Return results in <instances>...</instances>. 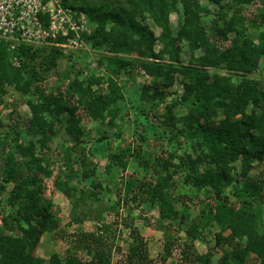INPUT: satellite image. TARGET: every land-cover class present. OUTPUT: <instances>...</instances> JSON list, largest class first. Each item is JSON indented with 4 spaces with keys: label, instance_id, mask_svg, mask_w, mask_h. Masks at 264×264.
Listing matches in <instances>:
<instances>
[{
    "label": "trees",
    "instance_id": "1",
    "mask_svg": "<svg viewBox=\"0 0 264 264\" xmlns=\"http://www.w3.org/2000/svg\"><path fill=\"white\" fill-rule=\"evenodd\" d=\"M257 1L228 0L213 11L199 0H63L64 4L83 10L93 22V30L84 37L95 55L102 50L95 59L97 66L104 67L105 80L92 74L79 79L81 71L75 60L80 55L74 51L65 55L53 45L20 43L13 51L19 66H13L7 43L0 41V104L6 86L29 95L26 120L6 124L0 120V193L7 195L6 206H1L0 211V264L112 263V245L105 241L106 233H102L101 227L100 233L96 230L70 235L69 244H82L89 261L74 253H66L61 259L53 252L46 262L36 255L43 233L56 230L60 222L52 200L44 197L43 187L45 179L53 177L56 158L61 166L56 168L52 185L73 205L80 202L82 214L102 218L103 213L110 215L115 205L128 206L133 201L137 207L150 203L157 206L158 218L167 221L164 255L178 245L183 259L191 264H211L214 254H218L215 264H247L251 256L257 264H264V178L248 175L251 161L264 160V85L251 76L264 57V31L259 33V41L248 33L255 25L264 27V11L257 20L253 12L244 13L243 9ZM172 12L178 15L176 31L170 25ZM146 17L160 29L159 34L155 35L143 22ZM156 42L161 45L157 50ZM181 42L189 54L187 63L180 59ZM197 50L199 55L195 54ZM131 54L136 57H129ZM62 59L72 61L74 75L70 81L61 83L56 92L47 91L44 82ZM134 68L152 78V84L141 86L139 97L144 106L148 103L150 106L137 108V114L148 118L156 108L152 107L164 102L163 120L155 126L179 122L175 139L185 138L192 142L194 150L198 149L194 156L186 154L181 160L183 183L207 189L211 201L200 209L198 217L189 219L182 243L173 236L168 238L170 232L174 234L187 221L184 212L174 207L175 201L185 204V195L173 198L170 194L174 172L170 167L175 166L172 157L155 155L153 163H148L138 152L133 155L136 149L119 148L116 152L107 149L111 135H119L108 130L119 114L118 102L124 100L117 78L131 75ZM211 69L226 73L210 72ZM233 75L241 78L235 83ZM175 82H181L182 93L167 102V96L173 94L169 88ZM178 105L186 109L176 117L172 109ZM83 116L107 128L92 139L88 148L85 130L80 125ZM59 133L70 142L60 144L63 154L51 145ZM138 138L140 142L145 140L141 133ZM48 152L56 157L52 158ZM88 155L106 156V172L113 166L125 170L128 157H133L143 171L152 169L155 179L143 175L136 182L129 175L122 197L109 206L110 210L96 204L92 207L91 203L100 201L101 183L95 179L96 166ZM236 160L238 167L234 165ZM75 178L84 181L86 187L77 188L72 182ZM227 186L231 200L229 193H224ZM257 207L261 209V219ZM77 217L75 220L80 221ZM201 218L204 223L211 220L224 227L228 233H217L214 246L204 253H194L191 241L203 238L198 230ZM129 219L124 220L126 227L133 225L132 218ZM173 222L179 227H174ZM134 234L125 255L127 264H152L143 249L142 236ZM218 246L226 249L220 252ZM114 249L116 253L121 251L119 247Z\"/></svg>",
    "mask_w": 264,
    "mask_h": 264
},
{
    "label": "rangeland",
    "instance_id": "2",
    "mask_svg": "<svg viewBox=\"0 0 264 264\" xmlns=\"http://www.w3.org/2000/svg\"><path fill=\"white\" fill-rule=\"evenodd\" d=\"M199 2L202 6L216 11L218 10L220 4H225L228 0H218L217 2L216 0H199ZM243 9L244 13L253 12V17L258 20L260 13L264 11V0H259L251 6H244ZM246 17L250 20L249 15H246ZM169 19L172 30L176 31L178 26V15L175 12H172L169 15ZM143 22L148 24V26L154 31L155 35L159 34L160 29L153 24L149 17H146ZM262 31H264V27L255 25L249 28L248 33L255 41H259V33ZM160 47L161 45L156 42L154 49L157 50ZM62 51L66 55L74 50L70 51V49H62ZM88 52L90 54H88ZM101 53L102 50H99L97 55L94 54L93 50L85 51L82 56L77 58V61L75 60V64L81 71L80 76H78L79 79L90 74L96 77H101L102 80L106 79L107 75L105 74L104 67L96 65L95 57L99 56ZM195 54L199 55L200 51L197 50ZM179 55L181 61L183 63H187L189 54L183 42L180 44ZM129 57L136 56L135 54H131ZM9 59L12 63L10 55ZM86 59L89 62H87ZM71 63L72 61L70 62L68 60L66 62L65 59L59 61L57 68L51 71L44 82L47 91L56 92L57 87L61 85V83L68 82L72 79L75 67L73 66L71 69ZM132 71L131 75H120L119 78H117L118 83L122 85L123 88L124 100L118 102L117 106L119 107V114L114 120V125L108 130V133L110 134L117 132L119 135H111L107 142V149L111 152H116L119 148H129L130 150L136 149V151L133 152V155L138 152V156L142 155L148 163H153V157L155 155L162 156L166 159L168 157H172V161L175 163V166L170 167V170H174L173 177L171 179L173 183H170L171 185H169L170 194L173 198H176L179 195H185V204L183 205L180 200L175 201L174 207L184 212L185 216H187V221L183 222L181 225L173 222L174 227H180L179 230L174 232V234L170 232L168 234V238L173 236L178 239V243H182L186 239L184 228L186 227V224L189 223V219H195L198 217L200 209L203 206L207 207L206 204L211 201L208 196L209 192L207 189H197L192 185L183 183L184 172L181 169L183 167V162L181 160H184L186 154L194 156V154L198 153V149L194 150L192 142L186 140L185 138L178 137L175 139V135L178 133V129L180 127L179 122H171L167 125L165 123L162 126H155V124L161 123L160 121L163 120L161 114L163 113L164 102L159 105H154L153 103L154 106L152 108H156L152 111V114H149L148 118L144 115L141 116L137 114L140 107L142 109L143 107L150 106L149 103L144 106L139 97L141 95V86L143 84H152V78L143 73L141 69L139 70L134 68ZM215 71L219 74L226 73L223 70H210V72ZM251 76L260 79L264 85V57L260 62L259 68ZM240 78L241 77L239 75L232 76V80L235 83L239 81ZM182 89L181 82H175L169 88V91L171 93L173 92V94L168 95L166 101L169 102L174 99L175 95H180L182 93ZM6 91L7 92L2 97V103L0 104V120L4 124L13 123L15 120H26L29 117V110L26 105L29 95L20 94L15 91L12 86H6ZM185 109L184 105H178L174 107L172 111L174 115L178 117L185 113ZM215 119H217V117H215ZM80 125L84 128L86 133L85 142H87V148L91 145V141L94 137L98 136L103 130H107L104 124L93 121L88 116L82 117ZM140 133L145 137V140L142 142H140L138 138ZM65 139L66 138L59 133V135L54 137L52 140V149H57L63 154L64 149H62L60 144L63 143L64 145H69L70 143ZM11 146H13V143H11ZM138 148H140V151ZM48 155L52 158L56 157L53 152L52 155L48 152ZM76 157L77 155L74 153L72 155V159L75 160ZM88 158L95 163V179H99L101 183L100 189L98 190V198L100 201H96L94 204L91 203L92 207H95L96 204L99 207L106 209L105 211L110 210L109 206L122 197L123 185L125 180L129 178V175L134 176L133 179L134 181L136 180V182L142 179L143 175L148 179H155V173L152 169L148 168L143 171V169L136 164V160H134L133 157H128V164L125 170H120L118 167L113 166L108 172L104 171V166L107 161L106 156L95 157L88 155ZM60 163V160L57 158L54 160L53 177L57 172L56 168L61 166ZM234 165L238 167L239 160H236ZM248 175L253 178H264V160L251 161V168ZM53 177L45 179L44 181V197L52 200L53 210L60 222L56 230L43 233L40 243L35 250L36 255L43 258L45 262L53 252L57 253L61 259H64L66 253H74L82 259L89 261L90 256L87 252H85L84 248H82V244H69L70 235L72 233L93 232L96 230L100 233L99 231L101 230L98 229L101 227V229H104L102 230V233H106L104 234L106 235L104 236L105 241L112 245L111 264H127L125 255L129 252V246L132 243L135 232L142 236L141 239L143 249L146 250L145 253L147 260L151 261L152 264H191L183 259L180 252L181 246H173L171 252L164 255L162 244L166 235L164 228L166 227L165 225L167 224V221L160 220L158 218V208L156 205L143 203L142 205L140 204L136 207V202L130 201V203L127 204L128 206L122 204L120 206L115 205L114 211L117 212L113 211L110 215L103 213L102 218H94L92 213L89 215L82 214L80 202L76 206L73 205V202H69L63 193L55 189L52 185V180L54 179ZM72 182L77 188L86 187V183L81 181L80 178H75ZM224 193H229L228 198L231 200L230 186L225 187ZM6 197L7 195L5 193H0V211L2 209L1 206H6ZM256 211H258V218L261 219V209L257 207ZM83 213H85V210ZM75 216H78L77 218L81 220L76 221ZM129 218H132L131 223L133 225L131 227H126L124 225V220L125 222L130 221ZM196 221H198V219ZM200 221L198 230L201 232V235H203V238L191 241L193 245L191 250L194 253H204L210 246H214L215 235L217 233H228V230L217 225L211 220L204 223L205 219L201 218ZM133 227L137 228L135 232L132 229ZM139 241L140 240L137 242ZM114 247H119L121 251L116 253ZM224 249L226 248L218 246V250L220 252ZM217 258L218 254H214L211 264H215ZM247 264H257V262L255 258L251 256L249 257Z\"/></svg>",
    "mask_w": 264,
    "mask_h": 264
},
{
    "label": "built area",
    "instance_id": "3",
    "mask_svg": "<svg viewBox=\"0 0 264 264\" xmlns=\"http://www.w3.org/2000/svg\"><path fill=\"white\" fill-rule=\"evenodd\" d=\"M93 28L83 10L63 0H0V41L7 43L14 66H19L13 51L20 43L53 45L82 56L92 49L84 36Z\"/></svg>",
    "mask_w": 264,
    "mask_h": 264
}]
</instances>
